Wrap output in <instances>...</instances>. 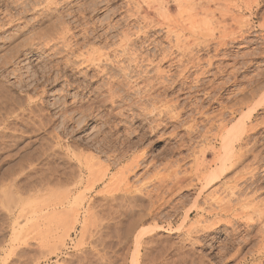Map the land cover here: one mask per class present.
Wrapping results in <instances>:
<instances>
[{"label":"rangeland","instance_id":"rangeland-1","mask_svg":"<svg viewBox=\"0 0 264 264\" xmlns=\"http://www.w3.org/2000/svg\"><path fill=\"white\" fill-rule=\"evenodd\" d=\"M157 1L156 6L160 0ZM169 1L173 6L169 12L163 13L157 7V11L151 10V27L142 17L145 13L136 12L130 0H0V264H264V108L249 120V107L239 106L244 89H250L264 70L260 33H264V1L254 12L234 8L229 12L232 17L222 14L226 18L222 20L221 8L226 1L211 0L209 11L214 12L210 18L198 15L203 20L194 22L193 15L180 13L173 0ZM192 1L194 11L206 3ZM43 13H49L51 23ZM236 15L254 26L245 38L249 43L240 37L235 40L240 30H236V24L241 25L234 23ZM208 19L217 23L212 26L219 28L213 30L217 37L225 32V39L229 38L225 51L227 56L232 55L226 59L223 49V54L214 59L216 68L205 75L201 72L213 50L209 54L197 48L203 45L206 32L211 35L212 29L207 31ZM62 20L63 27L59 22ZM68 25L75 34L78 32V37L74 35L77 39L69 38L68 42L74 53L62 39L51 42L49 47L45 44L53 27L60 31ZM138 28L144 33H139ZM125 30L134 41L127 50L143 55H137L141 60L139 68L120 46L125 41ZM208 33L204 40L216 37ZM178 35L186 45L183 47L189 44L187 48L193 47L194 52L181 44V52L172 48H177L174 45ZM93 48L110 55L106 54L108 62L105 57L97 63L99 68L96 64L84 65L78 58L79 53L87 54ZM166 51L172 57L162 62L161 68L174 80L167 77L166 82L172 83L160 86L155 79L157 66H151L148 60L157 63ZM183 53L188 54L186 58ZM189 53L205 59L199 67L196 65L197 69L191 64L190 69L184 68L188 62L183 59L192 58ZM144 55H148L147 60ZM218 68L222 71L218 72ZM211 72L219 75L214 77ZM197 76L205 83L197 82ZM211 80L215 86L208 84L213 83ZM148 83L161 89L152 90L149 100V91H145L150 89ZM165 85L169 90L164 89ZM110 86L115 87L114 91ZM260 87L264 95V85ZM162 104L167 105L168 112ZM159 109L165 114H160ZM244 115L246 126L252 124L255 130L251 126L249 138L242 143L236 128ZM225 144L239 152L241 147L244 152L252 149V153L245 152L239 163L236 160V164H228L223 170L218 155L225 152ZM87 164L91 165L87 168ZM212 171L217 177L204 187L201 177ZM108 179L112 185L106 191ZM87 207L92 214L86 223L83 219ZM70 209H78V222L75 211Z\"/></svg>","mask_w":264,"mask_h":264},{"label":"bare ground","instance_id":"bare-ground-1","mask_svg":"<svg viewBox=\"0 0 264 264\" xmlns=\"http://www.w3.org/2000/svg\"><path fill=\"white\" fill-rule=\"evenodd\" d=\"M29 1V0H28ZM49 1V0H48ZM54 1V0H53ZM65 1V0H64ZM94 1V0H93ZM131 2H132V4L134 3V6H135V10H136V12H138V13H140L141 11L143 12V13H145V15L143 14L142 15V17L144 18L145 17V19H147V23H149L150 25H151V23L153 22L154 23V21L152 20V21H148L150 18H151V15H150V13H152L151 12V10L153 11V9H155L156 11H157V9L159 10H162L161 12H163V13H166V12H169V5H170V2L171 1H169V0H158L159 1V3L157 4V6H156V1L157 0H155V1H151V0H130ZM157 1V2H158ZM195 1H197V0H194V3H195ZM199 1V0H198ZM196 2V3H199V2ZM210 1L211 0H205V4H200L202 7H200L199 8V6L200 5H198V8H199V10L198 11H194L195 9H194V4H192V5H190V3L192 2L193 3V1L192 0H173V3L174 4H176L177 6V8H178V10H179V12L180 13H187V14H191V16L193 15V18L191 19L192 20V22H194V21H197L198 19L199 20H201L200 18H198L197 16L198 15H204L205 16V18L204 19H206L207 17H206V15L210 18V16L209 15H211V14H213L212 12H214V11H211V13H210ZM214 1V0H213ZM216 1V0H215ZM214 1V2H215ZM224 1H226V3H224V5H222L224 8H221L222 9V12H221V15L220 16H222V20H223V18L224 19H226L225 18V15H231V13H229V12H231L232 11V9H234V8H238V9H246V10H248V11H250V12H254V9L256 8V9H258V8H261V6H262V3H263V1L264 0H224ZM66 2H67V0H66ZM90 2V1H89ZM201 2V1H200ZM212 2V1H211ZM220 2V1H219ZM94 3V2H93ZM100 3V2H99ZM111 3V2H110ZM127 3V2H126ZM17 4H18V2H17ZM49 4V3H48ZM52 4V3H51ZM95 4V3H94ZM129 4V3H128ZM127 4V5H128ZM173 4V5H174ZM47 5V4H46ZM24 6V5H23ZM33 6V5H32ZM192 6V7H191ZM209 6V7H208ZM241 6V7H240ZM35 7H37V6H35ZM48 7V6H47ZM62 7V6H61ZM94 7V6H93ZM98 7V6H97ZM96 7V8H97ZM156 7H157V9H156ZM173 7V6H172ZM172 7H170V8H172ZM191 7V8H190ZM208 7V8H207ZM51 8V7H50ZM82 8V7H81ZM95 8V9H96ZM128 8H131V7H128ZM177 8H175V9H177ZM30 9V8H29ZM48 9H49V7H48ZM68 9V8H67ZM94 9V8H93ZM127 9V8H126ZM132 9V8H131ZM131 9L129 10V11H131ZM150 9V10H149ZM175 9H173V10H175ZM191 9V13H189L188 12V10H190ZM221 9H220V11H221ZM21 10V9H20ZM53 10V9H52ZM127 10V11H128ZM212 10V9H211ZM9 11V10H8ZM48 11H50V10H48ZM56 11V10H55ZM77 11V10H76ZM84 11V10H83ZM87 11V10H86ZM92 11V10H91ZM134 11V10H133ZM156 11H155V13H156ZM192 11H193V13H192ZM216 11V10H215ZM225 11V12H224ZM227 11V12H226ZM18 12H19V10H18ZM53 12V11H52ZM61 12V11H60ZM82 12V11H81ZM135 12V11H134ZM179 12H177V13H179ZM233 12V11H232ZM240 12V11H239ZM54 13V12H53ZM57 13V12H56ZM59 13V12H58ZM154 13V14H155ZM162 13V14H163ZM227 13V14H226ZM235 13V12H234ZM234 13H232L233 15H235ZM50 14H51V12H50ZM132 14V13H131ZM130 14V15H131ZM136 14V13H135ZM168 14V13H167ZM186 14V15H187ZM206 14V15H205ZM222 14H225V15H222ZM34 15V14H33ZM43 15H44V18L46 17V18H48V20H49V18L50 17H48L49 16V13H43ZM61 15H63L62 13H61ZM60 14H59V16H61ZM67 15V14H66ZM181 15V14H180ZM185 15V14H184ZM183 15V16H184ZM240 15V14H239ZM253 15V14H252ZM18 16V15H17ZM89 16V15H88ZM127 16V15H126ZM129 16V15H128ZM133 16H136V15H133ZM138 16H139V14H138ZM150 16V17H149ZM169 16V15H168ZM182 16V17H183ZM189 16V15H188ZM190 16V17H191ZM197 18H196V17ZM228 16V17H229ZM237 17H235V19H237V20H241V21H237V20H235V24H236V22L237 23H241V25H239V24H236V25H238L240 28H238V26L236 27V30H239V32H237V34L239 35H237L236 34V38H235V40L237 39V37H240L242 40H244L247 36L249 37V34L251 35V29L252 28H254V26L251 24L250 25V23L249 22H251V21H249L248 22V19H244V20H247V22H244V21H242L243 19H240L241 17H239L238 18V15H236ZM54 17V16H53ZM70 17V16H69ZM131 17V16H130ZM141 17V16H140ZM141 17V20H144L145 21V19H143ZM149 17V18H148ZM179 17V16H178ZM186 17V16H185ZM212 18V20H213V18L215 17L214 15H212L211 16ZM230 17H232V16H230ZM246 17V16H245ZM12 18V17H11ZM60 18H62V16L60 17ZM59 18V19H60ZM82 18V17H81ZM136 18V17H135ZM153 18V17H152ZM151 18V19H152ZM189 18V17H188ZM195 18V19H194ZM203 18H202V20H203ZM233 18H234V16H233ZM130 19V18H129ZM180 19H181V17H180ZM194 19V20H193ZM207 20V23H208V26H207V31H209V32H211V29H212V32H211V35H210V33H208V32H206L205 34H207L208 33V36H214V34L215 33H213L214 31H216L217 29H219L218 27L216 28V29H213L212 28V26L215 24V21H214V24L212 23L213 21L212 20ZM12 20V19H11ZM61 20V19H60ZM160 20V19H159ZM173 20V19H172ZM171 19H170V21H172ZM179 20V19H178ZM185 20V19H184ZM187 20H189V19H187ZM201 20V21H202ZM215 20H217V19H215ZM50 23L52 22L51 21V18H50ZM56 21V20H55ZM156 21V20H155ZM170 21H169V23H170ZM174 21V20H173ZM173 21L171 22V23H173ZM177 21V20H176ZM180 21V20H179ZM218 21H220V20H217V22ZM232 21V20H231ZM10 22V21H9ZM44 22V21H43ZM58 22V21H57ZM60 23H62V27L64 26V24H63V20L62 21H59ZM159 22V21H158ZM181 22H182V20H181ZM199 22V21H198ZM221 22V21H220ZM220 22H218V24H220ZM226 22V21H225ZM5 23V22H4ZM49 23V24H50ZM147 23H145V25L147 24ZM153 23H152V25H153ZM160 24H161V22H159ZM163 23V22H162ZM183 23V22H182ZM188 23V22H187ZM203 23H205V22H203ZM202 23V24H203ZM212 23V24H211ZM226 23H229L228 21L226 22ZM252 23V22H251ZM53 24V23H52ZM66 24V23H65ZM130 24V23H129ZM159 24V25H160ZM167 24V23H166ZM174 24H175V22H174ZM206 24V23H205ZM217 24V23H216ZM215 24V25H216ZM221 24H223L224 26L225 25H228V24H224V22L222 21L221 22ZM54 25V24H53ZM67 25V24H66ZM81 25V24H80ZM152 25H151V27H152ZM156 25V24H155ZM181 26H182V24H180ZM179 25V26H180ZM194 25H195V23H194ZM197 25V24H196ZM195 25V26H196ZM230 25V24H229ZM234 25V24H233ZM264 25V24H263ZM55 26V25H54ZM57 26V25H56ZM82 26V25H81ZM147 26V25H146ZM160 26H162V25H160ZM163 26H164V24H163ZM167 26V25H166ZM178 26V27H179ZM188 26V25H187ZM195 26H193V27H195ZM202 26V25H201ZM200 26V27H201ZM211 26V28H209ZM222 26V25H221ZM235 26V25H234ZM26 27V26H25ZM47 27V26H46ZM61 27V28H62ZM144 27V26H143ZM169 27L170 26H168V29H169ZM177 27V28H178ZM183 27V26H182ZM181 27V28H182ZM186 27V26H185ZM197 27V26H196ZM195 27V28H196ZM216 26H214V28H215ZM225 27H227V26H225ZM231 26H229L228 27V29L230 28ZM262 27V26H261ZM58 28V27H57ZM56 28V29H57ZM80 28V27H79ZM141 28V27H140ZM184 28V27H183ZM187 28V27H186ZM194 28V29H195ZM39 29H41V28H39ZM81 29H83V28H81ZM85 29V28H84ZM83 29V30H84ZM143 29V28H142ZM185 29V28H184ZM190 29V28H189ZM202 29V28H201ZM204 29H205V27H204ZM209 29V30H208ZM221 29V28H220ZM226 30H227V28H225ZM235 29V28H234ZM58 30V29H57ZM57 30H54V27H53V33H52V35L51 36H49L48 37V40H46V38H47V36H48V34H45V40L47 41L45 44L48 46L51 42L52 43H55L54 41L56 40V39H59V40H63V43H65V45L68 47V50L71 52V53H74L75 51H74V49L72 48V44L71 43H68V42H70L69 40L70 39H74L73 37H75L76 35H77V33L75 34V32H74V30H73V28L71 27V26H66L65 28H62V29H59L60 31H57ZM62 30V31H61ZM73 30V31H72ZM150 30V29H149ZM160 30V29H159ZM166 30H167V28H166ZM173 29L171 28V29H169V33H171L170 31H172ZM214 30V31H213ZM226 30H224V31H226ZM232 30V29H231ZM33 31H35V30H33ZM50 31H51V29H50ZM54 31H57V32H54ZM89 31V30H88ZM126 31V33L124 34V35H122V36H124V38H125V41H124V43H125V45H123V44H121L120 46H123V48H124V50L123 51H125V53H129L130 54V50H127L129 47L128 46H130V45H133V43H134V41H133V39L130 37V34L131 33H129L127 30H125ZM131 31V30H130ZM138 31H141V30H139V28H138ZM143 31V30H142ZM142 31L141 32H139V33H142ZM147 31V30H146ZM175 31V30H174ZM177 31V30H176ZM176 31L173 33V34H175V36H177V34H178V32L176 33ZM185 31V30H184ZM221 32H224L223 30H220ZM228 31V30H227ZM235 31V30H234ZM233 31V32H234ZM47 32H49V31H47ZM84 32V31H83ZM156 32V31H155ZM180 32V31H179ZM220 32V33H221ZM260 32V31H259ZM37 33V32H36ZM50 34H51V32H49ZM85 33H86V31H85ZM90 33V32H89ZM88 32H87V34H89ZM133 33V32H132ZM144 33V32H143ZM142 33V34H143ZM159 33V32H158ZM168 32H167V34H169ZM202 33V32H201ZM219 33V34H220ZM249 33V34H248ZM258 33V32H257ZM261 34V39L264 41V33H262V32H260ZM80 34V33H79ZM91 34V33H90ZM172 34V33H171ZM200 34V33H199ZM204 34V39H206L205 38V35ZM226 34H228V32H226ZM39 35V34H38ZM43 35V34H42ZM75 35V36H74ZM81 35V34H80ZM132 35V34H131ZM136 35V34H135ZM141 35V34H140ZM184 35V34H183ZM195 35V34H194ZM258 35V34H257ZM256 35V36H257ZM35 36V35H34ZM82 36V35H81ZM215 36L216 37H211L210 39H208V40H201V39H197L198 41L199 40H201L202 42L201 43H203V45L201 46V44H200V46H198V47H200V48H197V50L198 51H200L201 49H204V50H207L208 51V53L210 52L211 53V50H213V52H214V54H213V52H212V55H209V57L207 58V65H205L206 66V68H205V66H201V68L203 69V68H205V69H203V71H202V69H201V74H205V73H209L210 71H212L213 69H212V67H213V65H214V59L215 58H217V56H218V54L220 55V54H225V57L227 56V51H228V48L226 49L225 48V46H227V44H229V43H227V42H229V41H227L228 39H225V32H224V34L223 33H221L220 35H219V37H217V35L215 34ZM227 36V35H226ZM234 36L235 35H233V38H234ZM39 37V36H38ZM77 37H78V35H77ZM80 37V36H79ZM85 37H86V39H87V36L85 35ZM90 37V36H89ZM132 37H133V35H132ZM138 37V36H137ZM168 37H170V35L168 36ZM167 37V38H168ZM182 37V36H181ZM229 37V36H228ZM232 37V36H231ZM230 37V38H231ZM259 37V38H260ZM36 38V37H35ZM43 38V37H42ZM70 38V39H69ZM76 38V37H75ZM82 38V37H81ZM84 38V37H83ZM147 38V37H146ZM239 38V39H240ZM77 39V38H76ZM85 39V38H84ZM178 39V40H177ZM232 39V38H231ZM230 39V40H231ZM239 39H237V40H239ZM248 39V38H247ZM33 40H35V39H33ZM44 40V41H45ZM59 40H56V41H59ZM124 40V39H123ZM140 40V39H139ZM185 40H186V38H185ZM196 40V41H197ZM212 40V41H211ZM236 40V41H237ZM246 40V39H245ZM262 40H260V41H262ZM72 41V40H71ZM84 41V40H83ZM175 41H176V44L175 43H172V44H175L174 46H176L177 48H175V47H172V48H174L175 49V51H176V49H178V51H182V50H179L180 48H182L183 47V45H185L184 43H182L183 41H181L180 40V38H179V35H178V37H176V39H175ZM181 41V42H180ZM187 41V40H186ZM234 41V40H233ZM247 41V40H246ZM253 41V40H252ZM262 41V42H263ZM62 42V41H61ZM67 42V43H66ZM153 42V41H152ZM188 42V41H187ZM200 42V41H199ZM242 42V41H241ZM248 42V41H247ZM33 43V42H32ZM32 43L30 44V45H32ZM43 43V42H42ZM51 43V44H52ZM76 43V42H75ZM82 43V42H81ZM155 43V42H154ZM186 43V42H185ZM194 43V42H193ZM249 43V42H248ZM50 44V45H51ZM78 44H80V42L78 43ZM171 44V45H172ZM182 45V47H181V45ZM191 44V43H190ZM196 44V46L197 45H199V43L197 44V43H195ZM194 44V45H195ZM252 44V43H251ZM263 45H264V43H262ZM62 45V44H61ZM155 45H156V43H155ZM189 44H187V47H190V46H188ZM193 45V44H192ZM76 46V45H75ZM78 46V45H77ZM159 46V45H158ZM161 46V45H160ZM173 46V45H172ZM186 46V45H185ZM185 46L183 47L184 49H189V48H185ZM229 46V45H228ZM49 47V46H48ZM56 47V46H55ZM128 47V48H127ZM133 47V46H132ZM163 47H165V46H163ZM171 47V46H170ZM90 48H92V47H90ZM122 48V49H123ZM151 48V47H150ZM264 48V47H263ZM262 48V49H263ZM54 49V48H53ZM56 49V48H55ZM81 49V48H80ZM136 49V48H135ZM144 49H145V47H144ZM156 49H157V47H156ZM161 49V48H160ZM163 49V48H162ZM173 49V50H174ZM191 49H193L194 50V48L192 47V48H190L189 50L190 51H192ZM224 49V50H223ZM66 50H67V48H66ZM67 50V51H68ZM84 50V49H83ZM142 50V49H141ZM163 50H166V49H163ZM168 50V49H167ZM170 50V49H169ZM224 52H223V51ZM225 50H227V51H225ZM264 50V49H263ZM81 51V50H80ZM86 51H87V49H86ZM85 51V52H86ZM102 50H99L98 48L97 49H95V48H93V49H91L90 51H87L86 53L87 54H83L82 52L81 53H79L78 54V58L79 57H81V62H83L84 63V65H85V63H88V65L89 64H91V65H97V63H99L100 61H102L105 57H106V59H104V60H107V55L106 54H108L107 53V51H105L106 52V54L102 51ZM136 51V50H135ZM172 50H170V52H171ZM259 51V50H258ZM257 51V52H258ZM134 51H132L131 53L132 54H130V56H129V58H130V61L131 62H133L134 64H135V67H137V68H139V67H141V65L139 64V63H141V60H139L138 59V56H140L139 55V53L136 55V54H134L133 53ZM145 52V51H144ZM185 52V51H184ZM189 51H187V53H188ZM192 52H194V51H192ZM197 52V51H196ZM223 52V53H222ZM229 52H230V50H229ZM60 53V52H59ZM64 53V52H63ZM162 53V52H161ZM179 53V52H178ZM198 53V52H197ZM197 53H192V54H190L189 53V56L188 57H190V55H191V57L192 58H190V59H188V60H186V59H183V60H185V61H187L188 63H186V62H184L183 60V63H186V64H184L185 66H184V68L185 67H187L189 64H191V67H193L194 66V68H195V66L197 65L198 67L201 65V63H202V60H205V59H203V57L201 58L200 56H196L197 55ZM209 53V54H210ZM261 53H263L264 54V52L262 51ZM70 54V53H69ZM109 55V54H108ZM170 55H173V53L172 54H170ZM183 55H184V53H183ZM185 55H188V54H185ZM185 55H184V57H185ZM231 55L232 54H229V56L231 57ZM235 55V54H234ZM233 55V56H234ZM70 56V55H69ZM68 56V57H69ZM110 56V55H109ZM143 56V55H142ZM142 56H140V58L142 57ZM148 56V55H147ZM145 57V55H144V57H145V59L146 58H148V57ZM174 56V55H173ZM229 56H227V57H229ZM237 56V55H236ZM74 57V56H73ZM75 57H77L76 55H75ZM143 57V58H144ZM161 60H158V62L157 63H155V61H152L153 59H152V57H151V59L152 60H148V61H150L151 63V66H153V65H155V66H157L156 67V78L155 79H157L156 81H157V83H158V85H162V83H167L166 82V80L169 78L170 79V77L172 76H167V71L165 72V68L163 69V68H161L162 66H161V63L162 62H165L167 59H169L168 57H170L169 56V54H168V51H166V52H163V54H161ZM172 57V56H171ZM170 57V58H171ZM183 57V56H182ZM187 57V56H186ZM185 57V58H186ZM220 57H223V56H220ZM225 57H223V58H225ZM227 57H226V59H227ZM255 57V56H254ZM128 58V57H127ZM128 58V59H129ZM158 58V57H157ZM179 58H181V57H179ZM234 58V57H233ZM150 59V58H149ZM173 59V58H172ZM182 59V58H181ZM181 59H179V60H181ZM264 59V58H263ZM66 60V59H65ZM71 60H73V59H71ZM147 60V59H146ZM146 60H144V61H146ZM223 59H221V61H222ZM69 61V60H68ZM75 61V60H74ZM143 61V62H144ZM147 61V62H148ZM172 60L170 59V62H171ZM216 61V60H215ZM72 62V61H71ZM107 62H108V60H107ZM112 62V61H111ZM153 62L155 63V64H153ZM178 62V61H177ZM176 62V63H177ZM69 63V62H68ZM130 63V62H129ZM182 63V64H183ZM217 63H218V61H217ZM221 63V62H220ZM264 63V62H263ZM73 64V63H72ZM82 64V63H81ZM100 64V63H99ZM147 64V63H146ZM178 64H179V62H178ZM177 64V66H180V65H178ZM181 64V63H180ZM203 64V63H202ZM223 65H224V62L222 63ZM221 64V65H222ZM228 64H230V63H228ZM96 65H95V67H96ZM122 65V64H121ZM133 65V64H132ZM236 65V64H235ZM234 65V66H235ZM98 66V68H99V65H97ZM127 66V65H126ZM197 66H196V69H197ZM218 66H219V68H221V66L219 65V63H218ZM231 66V65H230ZM258 66V65H257ZM59 67V66H58ZM77 67V66H76ZM176 67V66H175ZM215 68H216V66H214ZM213 67V68H214ZM222 67H224V66H222ZM225 67H229V66H225ZM235 67H237V66H235ZM264 67V66H263ZM82 68V67H81ZM87 68V67H86ZM103 68V67H102ZM105 68V67H104ZM126 68V67H125ZM218 68V69H219ZM238 68V67H237ZM258 68V67H257ZM260 68H262V67H260ZM132 69V68H131ZM170 69H171V67H170ZM178 69V68H177ZM185 69H190L189 68V66H188V68H185ZM200 69V68H199ZM212 69V70H211ZM221 69H223V68H221ZM221 69H219V71L218 72H221L222 70ZM228 69V68H227ZM263 69V68H262ZM103 70V72H104V69H102ZM135 70V69H134ZM139 70V69H138ZM142 70V69H141ZM175 70V69H174ZM217 70V69H216ZM172 71V70H171ZM226 71V70H225ZM262 71V70H261ZM191 72V71H190ZM200 72H198L197 73V75L200 73ZM224 72V71H223ZM263 73H261L260 74V72H259V74L261 75V77H260V75H259V77H258V81H257V78H256V80L255 81H253V85H252V83H251V85H249V86H251V88L250 89H244L243 91H244V95H243V98H242V100H239V106L240 107H242L243 108V106L245 105V106H248L249 108V110H248V114H249V117H248V119L250 118V116L251 115H253L254 114V112H256L259 108H261V107H263L264 108V95H262V90L260 89L261 87H260V84H261V86L262 85H264V70L262 71ZM124 73V72H123ZM131 73H133V72H131ZM137 73H139L138 71H137ZM147 73V72H146ZM150 73V72H149ZM235 73V72H234ZM154 74V73H153ZM211 74H213V76L214 77H217L219 74H217V72H211ZM103 75V74H102ZM137 75V74H136ZM142 75H143V73H142ZM149 76H150V74H148ZM168 75H170V73L168 74ZM175 75V74H174ZM184 75V74H183ZM206 75V74H205ZM146 76V75H145ZM144 76V77H145ZM204 76V75H203ZM139 77H140V75H139ZM143 77V78H144ZM151 77H152V75H151ZM168 77V78H167ZM184 77V76H183ZM186 77H188L187 76V73H186ZM257 77V76H256ZM116 78V77H115ZM143 78L141 79V80H143ZM165 78H167V79H165ZM172 78V77H171ZM202 78V77H201ZM235 78V77H234ZM238 78V77H237ZM237 78H235V80L237 79ZM254 78V77H253ZM252 78V79H253ZM145 79V78H144ZM150 79H152V78H150ZM165 79V80H164ZM173 79V78H172ZM176 79V78H175ZM181 79V78H180ZM185 80H186V78H184ZM195 79H198V81L197 82H202V81H200L199 79H200V76H197V78H195ZM203 80L205 79V76H204V78H202ZM216 79V78H215ZM135 80V79H134ZM160 80V81H159ZM171 80V79H170ZM170 80H168V82L170 81ZM174 80V79H173ZM185 80H184V82H185ZM188 80V79H187ZM234 80V81H235ZM183 81V80H182ZM194 81H196V80H194ZM236 81H239V80H236ZM235 81V82H236ZM121 82H122V80H121ZM138 82V81H137ZM144 82V81H143ZM148 82H149V80H148ZM151 82H153V81H151ZM160 82V83H159ZM175 82V81H174ZM178 82H179V80H178ZM207 82V81H206ZM210 82H213V80H211ZM216 82V81H215ZM250 82H252V80L251 81H249V83ZM257 82V83H256ZM133 83H134V81H133ZM156 83V84H157ZM170 83V82H169ZM169 83H167V84H169ZM172 83V82H171ZM170 83V84H171ZM186 83V82H185ZM203 84L205 83V82H202ZM220 83V82H219ZM142 84V83H141ZM144 84V83H143ZM149 84V83H148ZM151 84H153V83H150L149 85H151ZM155 84V83H154ZM166 84V85H167ZM175 84V83H174ZM189 84V83H188ZM201 84V83H200ZM208 84H210L211 86H215L214 85V82L213 83H208ZM216 84V83H215ZM111 85H116L115 83L114 84H111ZM145 85H147V84H145ZM148 85V86H149ZM158 85H151L150 86V89L149 90H145V91H149L146 95H147V97L145 96V95H143V93L144 92H142V95L144 96V97H146L147 99L149 98V97H151L150 95H153L152 93V90H157L156 88L158 87ZM166 85H165V88L164 89H166V90H169L167 87H166ZM184 85H186V84H184ZM202 85V84H201ZM217 85V84H216ZM126 86H128V85H126ZM125 86V87H126ZM172 86V85H171ZM199 86V85H198ZM204 86V85H203ZM205 86H207V85H205ZM106 87V86H105ZM138 87V86H137ZM136 87V88H137ZM147 87V86H146ZM146 87H144V88H146ZM173 87H174V85H173ZM200 87V86H199ZM198 87V88H199ZM218 87H219V85H218ZM109 88H112L111 86L109 87ZM113 88H115V87H113ZM113 88L112 89H110L111 91H114L113 90ZM142 88V87H141ZM148 88V87H147ZM159 88V90H161L160 89V87H158ZM170 88H172V87H170ZM180 88V87H179ZM195 88V87H194ZM205 88V87H204ZM207 88V87H206ZM214 88V87H213ZM216 88H217V86H216ZM263 88V87H262ZM122 89V88H121ZM128 89V88H127ZM163 89V88H162ZM264 89V88H263ZM109 90V91H110ZM205 90H207V89H205ZM128 91V90H127ZM142 91V90H141ZM165 91V90H164ZM179 91V90H178ZM242 91V90H241ZM125 92H126V90H125ZM150 92H152V93H150ZM157 92V91H156ZM156 92H154V94L156 93ZM159 92H161V91H159ZM163 92V91H162ZM169 92V91H168ZM208 91H206V93H207ZM107 93V92H106ZM109 93V92H108ZM113 93V92H112ZM139 93V92H138ZM146 93V92H145ZM158 93V92H157ZM164 93V92H163ZM103 94V93H102ZM110 94H111V92H110ZM115 93H113V95H114ZM119 94V93H118ZM141 94V93H140ZM139 94V95H140ZM112 95V94H111ZM120 95V94H119ZM141 95V96H142ZM156 95H159V94H156ZM156 95H154L153 97H154V99H156ZM160 95H161V93H160ZM160 95H159V97H160ZM165 95V94H164ZM260 95V96H259ZM121 96V95H120ZM140 96V97H141ZM149 96V97H148ZM242 96V95H241ZM259 96V98L258 99H256L257 97ZM111 97V96H110ZM109 97V98H110ZM117 97H119V96H117ZM139 97V98H140ZM129 98H130V96H129ZM142 98V97H141ZM158 98V97H157ZM169 98V97H168ZM111 99V98H110ZM113 99V98H112ZM115 99H117L116 97H115ZM135 99V98H134ZM133 99V100H134ZM146 99V100H147ZM165 99V98H164ZM222 99V98H221ZM241 99V98H240ZM247 99V100H246ZM94 100V99H93ZM125 100V99H124ZM127 100V99H126ZM139 100H141V99H139ZM149 100V99H148ZM147 100V101H148ZM150 100H152V99H150ZM161 100H163V97H162V99ZM258 100V101H257ZM105 101V100H104ZM112 101H114V100H112ZM170 102H171V100H169ZM175 101H177V100H175ZM251 101H253L252 103H251ZM93 102V101H92ZM130 102V101H129ZM152 102H153V100H152ZM167 102H168V99H167ZM221 102V101H220ZM156 103V102H155ZM163 103H164V100H163ZM169 103V102H168ZM168 103H166V101H165V103L164 104H167L168 105ZM238 103V102H237ZM93 104V103H92ZM116 104V103H115ZM145 104V103H144ZM164 104H162V105H160L161 107H163V106H165ZM174 104H175V102H174ZM167 105H166V107H167ZM177 105V104H176ZM233 105V104H232ZM114 106V105H113ZM155 106V105H154ZM171 106V109H172V105H170ZM33 107V106H32ZM157 107H159V106H157ZM156 107V108H157ZM166 107H163L164 109L166 108ZM168 107H169V105H168ZM168 107H167V109H168ZM227 107V106H226ZM233 107V106H232ZM127 108V107H126ZM129 108V107H128ZM162 108V109H163ZM170 108V107H169ZM228 108V107H227ZM152 109V108H151ZM163 109V110H164ZM167 109H165L164 111H166ZM154 110V109H153ZM157 109H155L154 111H156ZM160 110V109H159ZM159 110H158V112H159ZM163 110L161 111L160 110V114H165V113H163ZM235 110V109H234ZM31 111H32V109H31ZM34 111V110H33ZM121 111V110H120ZM180 111V110H179ZM11 112V111H10ZM84 112V111H83ZM151 112V111H150ZM166 112H168V110L166 111ZM172 112V111H171ZM201 112V111H200ZM221 112H222V109H221ZM245 112V111H244ZM152 113H154V112H151L150 114H152ZM156 113H157V111H156ZM112 114V113H111ZM146 114H147V112H146ZM158 114V113H157ZM20 115V114H19ZM35 115V114H34ZM117 115V114H116ZM144 115V114H143ZM154 115V114H153ZM167 116H168V113L166 114ZM165 115V116H166ZM171 115H172V113H171ZM110 116V115H109ZM113 116V115H112ZM157 116H160L161 117V115H157ZM164 116V115H163ZM173 116V115H172ZM171 116V117H172ZM175 117H176V115H174ZM18 117V116H17ZM111 117V116H110ZM177 117H178V115H177ZM242 117V116H241ZM15 118V117H14ZM20 118V117H19ZM26 118H28V117H26ZM16 119V118H15ZM133 119V118H132ZM176 119V118H175ZM245 119H246V117H245V115H244V117H242V119H240V121L238 122V124H237V126H239V128H236L237 130H238V132L240 133V138H239V140H240V142H244L245 141V139H246V137H248L249 135H248V132L250 131V129L251 130H255L254 129V126L251 124L250 125V127L252 126L253 127V129H252V127L249 129L246 125V121H245ZM171 120H173V119H171ZM179 120V119H178ZM250 120V119H249ZM12 121V120H11ZM176 121V120H175ZM20 122V121H19ZM162 122V121H161ZM263 123H264V121H262ZM154 123V122H153ZM9 124V123H8ZM13 124V123H12ZM24 124H25V122H24ZM160 124V123H159ZM158 124V125H159ZM169 124V123H168ZM157 125V124H156ZM166 125V124H165ZM161 126V125H160ZM249 126V125H248ZM256 126H258L259 127V125H256ZM154 127V126H153ZM157 127V126H156ZM256 128V127H255ZM223 129V128H222ZM235 129V128H234ZM17 130V129H16ZM128 131V130H127ZM225 131V130H224ZM17 132V131H16ZM15 132V133H16ZM231 132H232V130H231ZM251 132H253V131H251ZM144 133V132H143ZM250 134V133H249ZM224 135V134H223ZM227 135H225V137H226ZM252 136V135H251ZM224 137V136H223ZM2 138V137H1ZM249 138V137H248ZM251 138V137H250ZM253 139V138H252ZM5 140V139H4ZM224 140V139H223ZM56 141V140H55ZM228 141V140H227ZM247 141V140H246ZM2 142V141H1ZM239 142V143H240ZM242 142V143H243ZM61 143V142H60ZM134 143V142H133ZM245 143V142H244ZM248 143H249V141H248ZM55 144H57V143H55ZM129 144V143H128ZM132 144V143H131ZM130 144V145H131ZM223 144V143H222ZM252 144V143H251ZM257 144V143H256ZM214 145V144H213ZM212 145V146H213ZM226 145V147L224 146V147H222V145H221V147L224 149V153H219L220 155H218V159H219V161H220V163H221V166H222V168H223V170H226L227 169V166H228V164H230V166L231 165H234V164H236V160H237V162L239 163L240 161H238V160H240V159H242L243 157H244V153L246 152H249L250 150H251V153H252V149H248L247 151H241L243 148L241 147V148H239L240 149V152H239V150L238 151H236L234 148H230V146H229V150L227 149V144H225ZM232 145H233V143H232ZM242 145V144H241ZM240 145V146H241ZM250 145V144H249ZM247 146V145H246ZM130 147V146H129ZM132 147V146H131ZM206 147V146H205ZM209 147V146H208ZM234 147V146H233ZM58 148V147H57ZM226 148V149H225ZM254 148V147H253ZM264 148V147H263ZM52 149V148H51ZM66 149H67V147H66ZM126 149V148H125ZM49 150V149H48ZM47 150V151H48ZM60 150V149H59ZM45 151V150H44ZM53 152V151H52ZM219 152V151H218ZM47 153V152H46ZM56 154H57V152H56ZM124 154V153H123ZM216 154V153H215ZM254 154V153H253ZM258 154V153H257ZM79 155V154H78ZM77 155V156H78ZM217 155V154H216ZM249 155V154H248ZM256 155V154H255ZM80 156V155H79ZM78 156V157H79ZM263 156V155H262ZM216 157V156H215ZM55 158V157H54ZM134 158H136V157H134ZM78 159V158H77ZM82 159V158H81ZM85 160H86V157L84 158ZM84 160V161H85ZM78 161V160H77ZM138 162V161H137ZM21 163V162H20ZM87 163V162H86ZM132 163H134V165H135V163L136 162H132ZM137 164H139V163H137ZM136 164V165H137ZM91 165V164H90ZM89 165V166H90ZM130 165H131V163H130ZM133 165V164H132ZM88 166V164H87V168L89 167ZM92 166H93V164H92ZM138 166V165H137ZM22 167V166H21ZM81 167V166H80ZM86 167V166H85ZM126 167H128V166H126ZM136 168V167H135ZM229 168V167H228ZM76 169H78V168H76ZM90 169H91V167H90ZM105 169H107V168H105ZM124 169H126V168H124ZM131 169V168H130ZM91 171V170H90ZM107 171V170H106ZM122 171H123V169H122ZM104 172H105V170H104ZM103 172V173H104ZM128 172H129V170H128ZM90 174H91V172H90ZM122 175H127V173H125V174H123V172L121 173ZM131 174V173H130ZM216 174V173H215ZM215 174H214V171H212V172H210V173H208L207 175L205 174V176H203V177H201L202 179H204V181H205V186L204 187H206V186H209L211 183H213L214 182V180L216 179V177H217V175L215 176ZM93 175V174H92ZM252 175V174H251ZM104 176V175H103ZM102 176V177H103ZM107 176V173H105V177ZM129 176V175H128ZM48 177V176H47ZM92 177V176H91ZM111 177V176H110ZM110 177H108L109 179H110ZM112 177H114V176H112ZM253 177V176H252ZM251 177V178H252ZM99 178V177H98ZM104 178V177H103ZM103 178H101L100 177V179H101V181L103 180ZM256 178V177H255ZM42 179V178H41ZM51 179V178H50ZM84 179V178H83ZM100 179H99V181H100ZM108 179V180H109ZM113 179V178H112ZM116 179V178H115ZM120 179H122L121 177H120ZM125 179V178H124ZM49 180V179H48ZM111 180V179H110ZM110 180H109V184H110ZM123 180V179H122ZM256 180V179H255ZM91 181V180H90ZM105 181H106V179H105ZM114 181V180H113ZM113 181H111V182H113ZM129 181V180H128ZM84 182V181H83ZM89 182V181H88ZM119 182V181H118ZM91 183V182H90ZM95 183V182H94ZM114 183V182H113ZM126 183V182H125ZM233 183V182H232ZM45 184V183H44ZM107 184L106 185V187L105 188H107L106 189V191L108 190V188H109V186H111L112 184ZM115 184V183H114ZM119 184V183H118ZM117 184V185H118ZM120 184H121V180H120ZM126 184H128V183H126ZM125 184V185H126ZM92 185V184H91ZM94 185V184H93ZM117 185H116V187H117ZM128 186V185H127ZM112 187H114V186H112ZM115 187V188H116ZM125 187V186H124ZM203 187V188H204ZM235 187H237V185L235 186ZM127 189V188H126ZM233 189V188H232ZM109 190H110V188H109ZM108 190V191H109ZM70 192V191H69ZM124 192V191H123ZM101 193H102V191H101ZM117 195V194H116ZM84 197H85V195H84ZM82 197H80V198H77V199H81ZM106 199V198H105ZM109 199V198H108ZM263 202H261V204H262ZM83 204V203H82ZM264 205V204H263ZM76 207V206H75ZM89 207H90V205H89ZM89 207H87L86 208V210H85V219H83V221H87V220H89V217L91 216V207L89 208ZM74 208V206L72 207V209ZM77 208V207H76ZM94 208V207H93ZM63 209V208H62ZM64 209L66 210V207H64ZM68 209V208H67ZM72 209H70L71 211H75L74 212V215H75V220L78 222V219H79V213H78V209H74V210H72ZM264 209V208H263ZM54 210V209H53ZM52 210V211H53ZM52 211H50V212H52ZM57 211V210H56ZM47 212V211H46ZM63 212V211H62ZM263 212H264V210H263ZM263 212H262V214H263ZM58 213V212H57ZM73 213V212H72ZM71 213V214H72ZM47 214H49V213H47ZM52 214H53V212H52ZM63 214H65V213H63ZM62 214V215H63ZM66 214H67V212H66ZM66 214H65V216H66ZM70 214V213H69ZM68 214V215H69ZM84 214V213H83ZM132 214V213H131ZM135 214V213H134ZM144 214V213H143ZM56 215V214H55ZM59 215H60V213H59ZM62 215H61V217H62ZM140 215V214H139ZM264 215V214H263ZM93 217H96V216H93ZM264 217V216H263ZM63 218V217H62ZM74 220V221H75ZM84 222V223H85ZM252 222V221H251ZM87 223V222H86ZM85 223V224H86ZM257 223V222H256ZM83 224V223H82ZM91 224V223H90ZM87 225V224H86ZM85 225V226H86ZM88 226V225H87ZM91 226V225H90ZM82 228H84V227H82ZM128 228V227H127ZM88 229V228H87ZM129 229V228H128ZM262 231V230H261ZM84 232V231H83ZM87 232V231H86ZM131 232V231H130ZM129 232V233H130ZM263 234V233H262ZM261 248V247H260Z\"/></svg>","mask_w":264,"mask_h":264}]
</instances>
